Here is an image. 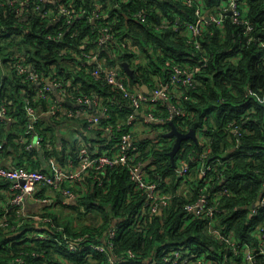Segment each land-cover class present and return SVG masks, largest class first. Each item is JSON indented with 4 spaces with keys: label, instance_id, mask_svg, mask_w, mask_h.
<instances>
[{
    "label": "trees",
    "instance_id": "trees-1",
    "mask_svg": "<svg viewBox=\"0 0 264 264\" xmlns=\"http://www.w3.org/2000/svg\"><path fill=\"white\" fill-rule=\"evenodd\" d=\"M237 1L241 4L243 17L253 24V31L247 34L228 13L222 26L207 23L200 37V49L192 44L188 33L178 32L172 26H160L163 20L172 21L178 17L196 19L194 6L183 0H70L74 9L84 7L86 14L69 25H64L62 20L48 25L38 14L27 10L18 14L10 3L12 0H1L0 100L7 101L10 112L16 117L15 121L1 126L5 152L11 146L20 157L25 153H38L35 148L28 152L17 140L25 135L30 140L32 138L31 133H26L27 98L37 109L39 105L46 109L50 102V98H39L36 84L16 69L18 56H24L25 62L46 78L60 77L69 86L71 94L97 92L104 99L117 100L109 105L112 117L102 120L94 130L87 129L82 117L38 118L32 133L43 138L40 150L46 160L54 155L61 163H65L69 154L76 155L79 147L77 138L64 137L63 127L64 131L67 125L73 124L79 139L81 135L84 142L92 141V146L96 141H110L114 146L116 140L106 134L103 126L107 122L116 124L131 112L117 90L107 85L102 77L92 75L90 70L95 64L85 63L82 50L99 49L100 57L113 65L122 66L128 61L134 70L129 80L150 87L154 85L155 75L167 77L173 65L187 66L206 57L208 65L197 75L196 86L182 91L183 97L190 95L192 98H183L181 102L191 117L176 116L174 122L184 133L202 129L211 142V159L228 160L214 173L208 193L211 197H220L223 210L216 218L223 231L234 233L238 239L250 237L251 226L259 220L250 210L260 195L264 158L250 157L242 151L263 147L264 142V99L259 100V96L264 97V0ZM226 2L200 0L198 3L210 12ZM97 3L102 4L103 12L107 13L102 21L111 25L119 41L127 42L126 47L121 44L98 45L96 21L90 19ZM140 9L148 12L147 22L135 18L134 13ZM59 28H63L61 38L48 37L49 34L58 36ZM251 35L258 39L248 42ZM130 44H137L139 53H134ZM138 57L142 59L137 60ZM252 105L256 107L254 111L249 110ZM155 112L169 114L166 106L161 107V112ZM234 120L243 131L248 130L240 141L228 128ZM152 126L157 127L156 124ZM161 127L158 136L164 145L156 138L139 137L141 156L152 160L155 172L163 176V187L174 193L183 184L182 179L174 174V165L188 153L197 155L203 149L196 140H184L173 161L170 151L175 138L166 135L171 129L170 121ZM60 137L65 139L60 140ZM193 170L194 179L189 182L188 193L175 195L165 212L154 215L142 209L143 197L125 164L96 171L93 176L86 177L85 192L78 199L79 205H68L70 210L67 213L52 212L49 205L36 210L35 213L51 216L56 225L48 224L40 230L32 218H26L22 225L12 228L22 218L18 214L20 207L10 202V182L0 179V264H19V258L24 259L23 264H175L174 260L164 259L172 250L182 252L183 257L176 264H183V259H187L188 264H196L199 259L221 264L227 254L232 257L234 252L209 231L207 220L193 218L184 208L187 202L196 199L201 186L197 169L194 167ZM217 174L220 176L216 177ZM225 188L228 192L221 194ZM39 195L45 196L42 191ZM29 214L33 215V212ZM5 215L10 225L3 224ZM115 227L117 236L109 246L108 232ZM35 231L49 232L55 238L38 240L33 237ZM81 236L83 240L76 242V249H69L67 242L76 241ZM92 244H100L104 250H97ZM130 251L134 253L133 257Z\"/></svg>",
    "mask_w": 264,
    "mask_h": 264
},
{
    "label": "built area",
    "instance_id": "built-area-1",
    "mask_svg": "<svg viewBox=\"0 0 264 264\" xmlns=\"http://www.w3.org/2000/svg\"><path fill=\"white\" fill-rule=\"evenodd\" d=\"M187 5L194 6L196 19L188 20L181 17L172 21L163 20L161 27L172 26L178 32H186L191 37V42L196 48L201 47L200 37L203 35L205 27L209 22H215L222 26L226 14L232 11V18L234 23L244 27L246 33L253 31V24L249 19L243 17L239 2L237 0H227L226 4L220 5L216 10L208 12L200 0H183ZM1 2V0H0ZM14 5L18 14H23L25 10L38 14L43 20H46L48 25H52L62 20L64 25H69L74 21L80 19L86 14V9L76 10L70 4V0H12L10 2ZM107 13L103 12V6L97 3L95 8L90 14V19L96 21L97 30L99 31L97 43L100 47L110 46L114 44H121L123 47L127 46L125 40L119 41L111 25L106 21H102ZM135 18L139 22L148 21V12L146 9H140L134 13ZM59 35L49 34L51 39L61 38L63 36V28H59ZM57 36V37H56ZM258 38L251 35L248 42L257 40ZM134 53H139V46L137 44L129 45ZM201 49V48H200ZM82 56L85 58V63L95 64L91 68V73L95 78L102 77L104 82L117 90L131 112L122 121L116 124L107 122L103 129L106 134L116 140L113 146L110 141L98 142L92 146V141H83L76 152V155L69 154L65 163H60L58 159L51 155L49 157V164L51 171L43 169H33L25 166L13 165L9 163L0 162V179L9 181V193L12 195L10 202L19 205V222L18 226L26 222V218H32L36 223L37 229L51 224L55 227L53 219L49 215H42L35 213L28 215L24 212L25 203L27 199L34 198L42 203V205H49L55 202V199L50 196L38 195V190L41 186H49L60 190L62 196V204L68 205L72 200H78L85 192L84 187L86 184V177L93 176L96 171L114 168L119 164H125L131 179L135 183V187L140 191L143 202L142 209L150 215L165 212L170 206L172 199L175 195L180 193L187 194L190 186L189 182L193 181L194 167L197 169L199 178L198 184L199 193L195 200L187 202L184 206L186 212L194 218H203L207 220L209 231L218 238L221 242L229 245L230 250L234 252L232 257L227 254L225 261L221 264H263L264 261V178L261 182L260 195L254 202L250 213L259 217V220L251 226L250 237L238 239L234 233L223 231V226L217 223V215L223 210L221 208V201L219 196L211 197L208 193L209 186L213 180L214 173L220 167L226 165L228 160L211 159L212 148L209 136L203 132L202 129L195 130L198 143L203 149L201 153L194 155L188 153L186 157H181L179 163L173 167L174 174L182 179L183 184L178 188L177 192H170L163 187V176L155 172L154 164H151L149 158L144 159L141 154L140 138L136 133L135 125L140 121L146 127H150L154 135V139L159 141L162 145L164 142L159 140L158 133L161 130V124L174 121V117L190 118L189 112L182 106V99H192L185 95L183 97V88L195 87L198 83L197 75L202 67L208 65L206 57L197 59L194 63L187 66L173 65L167 77L155 75L154 85L149 86L146 91L143 87L144 83L131 82L129 74L120 64H110L106 58L100 57L98 51L94 49L82 50ZM24 56H18L15 61L16 69L26 76L31 83L37 86V96L39 98H51L52 93L58 92L62 96L69 98L73 105L65 107L61 102L53 100L49 103L45 113L50 117L58 115H66L73 118H84L86 120L87 129L94 130V126L98 125L102 120H108L112 117L109 105L115 104L117 100L110 97L103 98L97 92L71 94L69 86H67L58 76L48 77L43 76L39 70L25 62ZM142 58L137 60H141ZM264 97L259 96V100ZM125 105V104H124ZM168 108V116L163 113H156L155 110L161 112V107ZM256 107L252 105L249 110L254 111ZM122 110V106L120 107ZM26 110L28 111V121L26 133L37 135V142L41 144L43 139L36 132L32 133L34 125L37 123L38 118L42 116L37 109L31 105L30 100L27 98ZM139 111V112H137ZM120 112H117L119 115ZM16 120V117L10 112L6 100H0V156L5 152V142L1 133V126L6 123H11ZM156 124L157 127L152 125ZM228 128L236 136L237 141H240L244 132L234 120L228 124ZM164 132V131H163ZM168 132V131H167ZM201 134V135H200ZM28 136V135H25ZM22 137L19 139L22 145H25L27 150L34 149L35 145L29 137ZM182 147V146H181ZM181 149V148H180ZM243 154L250 157H263L264 158V142L263 147H257L255 150H243ZM195 166L193 167V165ZM259 171V170H258ZM93 172L92 174H90ZM217 174L216 177H219ZM166 182L167 181L166 179ZM102 184V182H100ZM227 189L221 191V194L227 193ZM61 201V200H60ZM261 215V216H260ZM263 216V217H262ZM5 226L10 225L8 217L2 219ZM117 236V227L111 228L108 232L109 246L113 245V239ZM33 237L38 240H49L55 238L52 234L46 231H35ZM83 240L79 237L76 241L67 242L69 249H76L78 243ZM76 242H78L76 244ZM92 246L100 251L104 247L100 244H92ZM133 257L134 253L129 252ZM173 255V258H172ZM180 250H172L165 260H174L178 263L182 258ZM237 257V258H236ZM240 259V261H237ZM19 264H23L24 259H18ZM187 259H183V264H188ZM196 264H215L214 262L199 259Z\"/></svg>",
    "mask_w": 264,
    "mask_h": 264
},
{
    "label": "crops",
    "instance_id": "crops-1",
    "mask_svg": "<svg viewBox=\"0 0 264 264\" xmlns=\"http://www.w3.org/2000/svg\"><path fill=\"white\" fill-rule=\"evenodd\" d=\"M53 100H57V101L61 102L62 105H64L65 107H71L73 105L72 101L69 98L62 96L58 92H54V97L50 98V102H52ZM49 103L47 104V108L49 106ZM37 111L39 113H41L43 117H47V119H50V118L53 119L52 117L49 118L48 114L45 113V109H44L43 105H39ZM138 123H141V125L138 126ZM138 123L135 125V129H136L135 131L141 139L154 138V135H153L150 127H146L140 121ZM63 129H64V127L61 129L62 133L64 134V137L68 138L69 136H71V137L77 138L79 145L83 142V141H81L82 140L81 135H80V139H79L77 128L73 124L67 125V130L63 131ZM64 137H60L59 139L64 140L65 139ZM17 142L19 144H21L19 140H17ZM31 142L34 143V145H35L34 148L38 149L37 154L32 153L31 155H28L27 153H25L22 157H20L19 152L10 146L9 151L7 153L4 152V154L2 156H0V162L9 163V164H13V165H15V164L22 165V166L25 165V166H27L29 168H33V169H43L46 171H51V166L49 164V161L46 160V158L43 155V151L40 150V144H39V142H37V135H33V137L31 138ZM33 150L34 149L28 150V152L29 151L31 152ZM21 161H23V162H21ZM45 187H46V189H43ZM41 191L44 192L45 196H50V197H53L55 199V202L49 204V206H48V209L50 210V207L54 205L53 207H51V210L53 209L54 212H62V211L66 212L67 210H70L69 206L79 205L78 200H76V201L72 200L68 204L69 206L63 205L62 204L63 198L61 196L60 190H58V189H55V188H52L49 186H41L40 190H38V195ZM3 192H5V191H3ZM25 204H26L25 205L26 212H24V213H26L28 215H31V214H29L30 212H33V214H34L39 207L42 208V206H43L40 201H38L37 199H34V198L27 199ZM67 207L69 209H67ZM19 209H18V211H19Z\"/></svg>",
    "mask_w": 264,
    "mask_h": 264
},
{
    "label": "water",
    "instance_id": "water-1",
    "mask_svg": "<svg viewBox=\"0 0 264 264\" xmlns=\"http://www.w3.org/2000/svg\"><path fill=\"white\" fill-rule=\"evenodd\" d=\"M230 14H232V11L229 12ZM122 66L124 67V69L126 70V72L132 77L134 75V70L133 68L130 66L128 61H124L122 63ZM144 89L146 91L149 90V86L147 84L143 85ZM139 112V111H137ZM50 118V116H48ZM171 124V129L166 133L167 136H171L175 138V142L173 144L172 150L170 151V156L172 158V160L174 161L175 159V155L177 154V152L180 150L182 143L184 140L187 139H193L198 141L196 132L194 129L189 130L188 132L184 133L182 131H180L178 129V127L176 126L174 121L170 122Z\"/></svg>",
    "mask_w": 264,
    "mask_h": 264
},
{
    "label": "rangeland",
    "instance_id": "rangeland-1",
    "mask_svg": "<svg viewBox=\"0 0 264 264\" xmlns=\"http://www.w3.org/2000/svg\"><path fill=\"white\" fill-rule=\"evenodd\" d=\"M139 125H141V123H138V126H139ZM200 135H201V134H200ZM53 206H54V205H53ZM53 206H51V207H53ZM51 207H50V211L54 212L53 209L51 210ZM67 209H69V208L67 207ZM54 210H55V209H54ZM65 210H66V209H65ZM67 211H69V210H67ZM67 211H66V212H67ZM93 217H94V216H93ZM83 220H85V219H83ZM232 259H233V257H232Z\"/></svg>",
    "mask_w": 264,
    "mask_h": 264
}]
</instances>
